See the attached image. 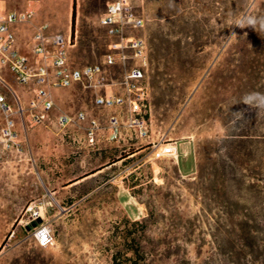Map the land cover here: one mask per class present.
Here are the masks:
<instances>
[{
  "label": "rangeland",
  "instance_id": "obj_1",
  "mask_svg": "<svg viewBox=\"0 0 264 264\" xmlns=\"http://www.w3.org/2000/svg\"><path fill=\"white\" fill-rule=\"evenodd\" d=\"M108 1L0 0V13L31 8L33 25L70 35V63L81 67L107 52L98 20ZM134 5L144 20L136 34L147 44L141 86L149 137L123 128L109 141L107 116L115 111L124 122L126 108L99 109L80 85L54 92L53 113L96 118L103 130L94 146L85 139L87 120L63 130L55 121L33 123L23 96L14 143L0 138V264H114V255L126 264V231L151 264H228L237 219L225 211L256 204L247 183L231 180L239 178L237 155L251 183L257 166L264 175V100L245 102L264 94V0ZM109 71L114 82L124 72ZM31 213L38 217L25 225ZM40 223L53 234L45 248L32 237Z\"/></svg>",
  "mask_w": 264,
  "mask_h": 264
},
{
  "label": "built area",
  "instance_id": "obj_2",
  "mask_svg": "<svg viewBox=\"0 0 264 264\" xmlns=\"http://www.w3.org/2000/svg\"><path fill=\"white\" fill-rule=\"evenodd\" d=\"M142 0H109L98 24L104 29L109 42L107 52L101 63L85 64L73 67L70 63L69 49L72 46L70 35L61 33L48 34L49 25L40 23L33 29L32 65L26 56L15 49L16 35L14 28L20 24H31L34 11H9L0 13V66L7 67L13 80L21 86L33 82L36 87L28 101L30 120L40 124L52 110L54 103L52 89H68L76 85L88 88L94 94V104L99 109L126 108L127 116L121 121L115 111L106 118L107 139L115 141L122 135L124 128L129 135L143 140L149 137L146 118L147 109L141 82L147 65V44L145 39L136 34L144 27L142 15L134 2ZM118 66L123 69L119 81L110 78V69ZM22 109H15L4 93L0 92V128L1 141L7 147L14 143V115ZM86 113L79 111L73 116L62 114L57 124L64 129L86 121ZM103 130L96 118L87 120L85 139L88 145L97 143V135ZM37 214L31 213L25 225L35 220ZM35 244L45 248L53 242L52 230L47 224L32 227Z\"/></svg>",
  "mask_w": 264,
  "mask_h": 264
},
{
  "label": "trees",
  "instance_id": "obj_3",
  "mask_svg": "<svg viewBox=\"0 0 264 264\" xmlns=\"http://www.w3.org/2000/svg\"><path fill=\"white\" fill-rule=\"evenodd\" d=\"M74 20L75 3L73 2L70 25L71 34L73 32ZM237 158L238 160L235 162L237 169L239 170L237 173L239 178H235L233 176L231 180L238 184L247 183L248 185L246 186L248 189L254 191V199L256 204L251 207L240 205L239 208L234 207V209H231L228 207L226 209V216L231 218L230 220L237 219V221L236 223H233L236 229L231 233V235H233L235 238L230 244V248L233 249L229 250L224 255H226L228 264H264V252H262L264 251V248H262L264 245H261L260 243L264 242V238H261V234L264 233H262L261 229L258 227V223L261 222L260 220L264 222V185H261V183H264V175L261 174V168L257 166V168L253 171V175L250 176V179H253L255 182L251 183L250 180L246 179L248 176L246 175L247 173L245 174L248 169L247 161L240 155H237ZM116 161L117 160H114L111 163ZM259 164L264 165V157L260 158ZM95 172L97 171H94L90 174H94ZM85 177L75 180L70 184L82 180ZM134 225H138V223L134 222ZM134 234H136L134 231H126V264H151L149 263L146 254L142 252L140 245H135L136 239H138V237H131ZM128 254L130 255L128 256ZM112 261L114 264H117V257L115 255L112 256Z\"/></svg>",
  "mask_w": 264,
  "mask_h": 264
},
{
  "label": "crops",
  "instance_id": "obj_4",
  "mask_svg": "<svg viewBox=\"0 0 264 264\" xmlns=\"http://www.w3.org/2000/svg\"><path fill=\"white\" fill-rule=\"evenodd\" d=\"M21 11H24V10H21ZM27 25L33 26L32 31L29 29V27ZM35 26L36 25H33V23H31V24H20L14 28L15 35H16L15 49L20 54L26 56L31 65H32V61H33L31 37H32L33 29ZM48 34H54V33L50 32L48 30ZM64 35H66V34H64ZM19 87L26 89L25 92L23 93L22 91L18 90ZM35 87H36V85L33 82H31L30 84H28L26 86L18 85L13 80L11 73L9 72L8 68L5 66L4 67L0 66V92L4 93L6 95V97L12 103V105L14 106L15 109H19V107L22 109L21 113H16V115H14L15 127H16V120L18 118H21L24 115V109L22 108V97L23 96H29V99H30L33 96V91H34ZM56 90H59V89H52L50 91L53 103H54V92ZM54 106H55V103H54ZM54 106H53L52 110L47 113L45 121L40 123V125L45 124L46 122H49V121H53V122L55 121L57 124V118L62 114L54 115V113H53ZM52 116H53V118H52ZM1 125H2V122H1ZM57 126H58V124H57ZM60 130H63V129H60Z\"/></svg>",
  "mask_w": 264,
  "mask_h": 264
},
{
  "label": "clouds",
  "instance_id": "obj_5",
  "mask_svg": "<svg viewBox=\"0 0 264 264\" xmlns=\"http://www.w3.org/2000/svg\"><path fill=\"white\" fill-rule=\"evenodd\" d=\"M252 98H260L261 100H264V94L261 93H251L248 96L245 97V102L250 103L252 101ZM259 106L264 107V103L259 104Z\"/></svg>",
  "mask_w": 264,
  "mask_h": 264
},
{
  "label": "water",
  "instance_id": "obj_6",
  "mask_svg": "<svg viewBox=\"0 0 264 264\" xmlns=\"http://www.w3.org/2000/svg\"><path fill=\"white\" fill-rule=\"evenodd\" d=\"M30 227H28V229H29Z\"/></svg>",
  "mask_w": 264,
  "mask_h": 264
}]
</instances>
